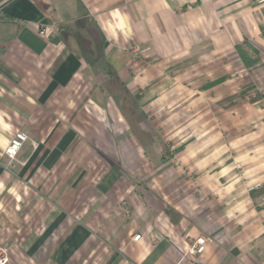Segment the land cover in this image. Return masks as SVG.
<instances>
[{
	"label": "crops",
	"instance_id": "1",
	"mask_svg": "<svg viewBox=\"0 0 264 264\" xmlns=\"http://www.w3.org/2000/svg\"><path fill=\"white\" fill-rule=\"evenodd\" d=\"M263 186L264 0H0L9 264H264Z\"/></svg>",
	"mask_w": 264,
	"mask_h": 264
},
{
	"label": "built area",
	"instance_id": "2",
	"mask_svg": "<svg viewBox=\"0 0 264 264\" xmlns=\"http://www.w3.org/2000/svg\"><path fill=\"white\" fill-rule=\"evenodd\" d=\"M51 32V29L45 25L41 24L39 27V36L44 38L47 37ZM147 49H141L136 47L132 50V52L136 56H141L145 54ZM29 140V137L21 132H18L14 135V137L10 140L8 146L4 151V155L8 157L10 160H15L18 153L21 151L23 145ZM141 239V235H136L133 237L134 241H139ZM207 248V241L204 237H200L196 240L194 245L192 246L190 253L195 256H202ZM10 263V247L8 245L0 246V264H9Z\"/></svg>",
	"mask_w": 264,
	"mask_h": 264
},
{
	"label": "trees",
	"instance_id": "3",
	"mask_svg": "<svg viewBox=\"0 0 264 264\" xmlns=\"http://www.w3.org/2000/svg\"><path fill=\"white\" fill-rule=\"evenodd\" d=\"M244 46H246V47H250V45H248V43L245 42L243 46H239V47H238V51H239V53H240V56H241L242 60L244 61V64H245L246 66H249V67H250V66H253V65H256V64L258 63L259 59L256 58V59H252V60H250V58H248V54H247L246 52H243V47H244ZM250 48H251V47H250ZM251 50H252L253 53L257 56V52H254L255 50H253V48H251ZM255 191H256V192L259 191L260 195H264V186L261 187V188H259L258 190H255ZM255 191L252 192L253 195H255V194H254ZM256 192H255V193H256Z\"/></svg>",
	"mask_w": 264,
	"mask_h": 264
},
{
	"label": "rangeland",
	"instance_id": "4",
	"mask_svg": "<svg viewBox=\"0 0 264 264\" xmlns=\"http://www.w3.org/2000/svg\"><path fill=\"white\" fill-rule=\"evenodd\" d=\"M245 48H248V47L245 46Z\"/></svg>",
	"mask_w": 264,
	"mask_h": 264
}]
</instances>
